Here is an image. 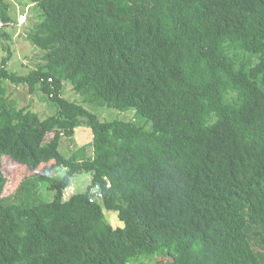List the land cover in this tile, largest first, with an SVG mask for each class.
<instances>
[{
  "label": "trees",
  "instance_id": "1",
  "mask_svg": "<svg viewBox=\"0 0 264 264\" xmlns=\"http://www.w3.org/2000/svg\"><path fill=\"white\" fill-rule=\"evenodd\" d=\"M30 3L40 61L17 74L0 58V264H264V0ZM64 81L134 117L101 119ZM83 121L91 141L63 155Z\"/></svg>",
  "mask_w": 264,
  "mask_h": 264
},
{
  "label": "rangeland",
  "instance_id": "2",
  "mask_svg": "<svg viewBox=\"0 0 264 264\" xmlns=\"http://www.w3.org/2000/svg\"><path fill=\"white\" fill-rule=\"evenodd\" d=\"M11 5V16L13 23L4 25L0 24V58L7 55V51L3 48V45L8 46L10 50V59L7 63V69L10 72L17 74H26L30 70L36 67L40 61V57L43 51L36 48L32 42L26 38V32L28 31V25L33 22L38 10L34 7V4L30 3V0H7ZM9 86V87H8ZM8 93L12 97L18 99L20 106H30V109L38 112L41 117L53 113L52 102L48 100L47 96L40 91L29 94L25 84H13L7 81ZM70 83L64 81L63 95L71 100H76L82 103L88 110L96 113L101 119L104 120H129L134 117V110L129 109L121 111L106 106H100L95 104L84 103L81 96L68 90ZM92 133L89 127L83 121L81 126L77 127L72 138L67 139L63 137L60 140L59 150L60 152L68 156L71 152L77 149L79 146L87 144L91 141ZM65 169H59L51 174L53 177H48L47 181H44L42 192L46 200L52 198L53 193L48 191V181L53 180L56 177H61L65 173ZM91 173L82 172L77 173L71 177L70 184L63 191L64 199H67L69 195L84 191L87 185L90 183Z\"/></svg>",
  "mask_w": 264,
  "mask_h": 264
}]
</instances>
